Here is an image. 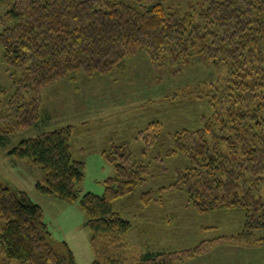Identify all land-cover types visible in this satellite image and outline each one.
<instances>
[{
  "label": "trees",
  "instance_id": "trees-1",
  "mask_svg": "<svg viewBox=\"0 0 264 264\" xmlns=\"http://www.w3.org/2000/svg\"><path fill=\"white\" fill-rule=\"evenodd\" d=\"M192 9L157 0H0V48L15 86L12 95L0 89V120L14 122L8 132L39 123L44 89L80 73L124 71L127 60L142 53L156 70L170 66L181 72L198 59L228 71L205 127L173 137L175 148L167 156L185 157L186 169L173 185L150 189L140 201L158 205L167 193L181 192L201 215L243 212L237 235L180 251L127 255L134 226L115 203L131 199L149 183L152 167L145 160L163 133L158 121L139 133L143 159L135 158L127 142L108 145L103 154L115 163L116 173L105 181L103 195L81 192L85 164L72 156L73 126L43 132L10 152L43 170L44 184L38 185L43 194L69 203L80 200L93 264H185L218 246L264 243V235H257L264 231V0H200ZM223 141L229 142L230 153ZM44 217V209L26 192L0 183V256L18 264H77L68 247L56 249Z\"/></svg>",
  "mask_w": 264,
  "mask_h": 264
},
{
  "label": "rangeland",
  "instance_id": "rangeland-1",
  "mask_svg": "<svg viewBox=\"0 0 264 264\" xmlns=\"http://www.w3.org/2000/svg\"><path fill=\"white\" fill-rule=\"evenodd\" d=\"M157 1L183 11H193L192 7H199L200 2ZM2 29L0 25V33ZM227 76L223 65L218 67L198 59L181 72L170 66L156 70L149 56L142 53L128 59L124 71L94 76L80 73L76 81L67 79L46 88L42 92L44 114L36 126L8 132L14 122L0 120V183L14 191L26 192L44 209V222L56 242V249L66 252L68 247L77 264H93L96 257L91 246V231L80 200L69 203L43 194L38 188L39 184H44L43 170L29 160H17L10 152L22 141L36 138L43 132L73 126L72 156L85 164L81 192L103 195L105 181L116 173L115 163L103 154L108 145L112 141L127 142L135 158L143 159L145 145L139 133L158 121L163 125V133L149 149V159L145 160L152 167L149 183L131 199L115 203V210L134 226L127 238V255L180 251L193 248L203 240L237 235L245 222L243 212L222 209L201 215L181 192L167 193L158 205H143L140 201L142 194L150 189L173 185L178 172L186 169L185 157L167 156L169 150L175 148L173 137L184 129L205 127L214 115V102L217 101L214 96L224 87ZM0 89L9 95L15 92L1 48ZM228 144L223 141L226 153L232 151L227 148ZM160 196L157 194L159 201ZM260 197L264 202V184ZM257 235L263 236L264 231ZM6 263L18 264L5 255L0 256V264ZM185 264H264V243L218 246L211 253Z\"/></svg>",
  "mask_w": 264,
  "mask_h": 264
},
{
  "label": "crops",
  "instance_id": "crops-1",
  "mask_svg": "<svg viewBox=\"0 0 264 264\" xmlns=\"http://www.w3.org/2000/svg\"><path fill=\"white\" fill-rule=\"evenodd\" d=\"M71 80H73V79H71ZM77 79H75V80H73V81H76ZM62 82H64V81H62ZM61 83V82H60ZM43 112H44V109H43Z\"/></svg>",
  "mask_w": 264,
  "mask_h": 264
}]
</instances>
